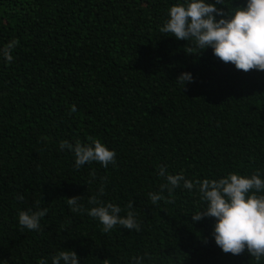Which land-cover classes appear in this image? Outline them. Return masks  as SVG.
Wrapping results in <instances>:
<instances>
[{
	"label": "trees",
	"instance_id": "obj_1",
	"mask_svg": "<svg viewBox=\"0 0 264 264\" xmlns=\"http://www.w3.org/2000/svg\"><path fill=\"white\" fill-rule=\"evenodd\" d=\"M175 3L0 0V47L19 41L11 63L0 59V264H51L64 250L80 264H257L216 246L214 218L193 223L205 206L195 190L162 187L161 167L192 181L264 174V72L163 33ZM245 3L225 0L224 11ZM185 72L194 80L183 87ZM93 139L114 165L77 169L59 147ZM73 197L132 211L141 229L106 233L71 210ZM45 208L39 230L19 224L20 211Z\"/></svg>",
	"mask_w": 264,
	"mask_h": 264
},
{
	"label": "clouds",
	"instance_id": "obj_2",
	"mask_svg": "<svg viewBox=\"0 0 264 264\" xmlns=\"http://www.w3.org/2000/svg\"><path fill=\"white\" fill-rule=\"evenodd\" d=\"M224 7L225 0H177L168 9L161 31L179 41L191 42V47L203 51L211 48L214 56L233 64L237 70L264 72V0H246L244 6L232 7L231 11H224ZM18 44L19 41L13 39L0 47V59L11 63L14 59L12 52ZM193 80V74L185 72L177 82L184 87ZM71 111H76L74 105ZM59 147L74 154L77 169L93 162L104 168L116 163V152L99 139L89 143L78 141L74 145L62 140ZM159 174L166 178L167 184L162 187H167L169 194L182 183L184 189L195 190L200 195L205 206L192 215V221L215 219L212 236L223 253L239 256L247 251L260 264L264 258V174L259 171L251 175L228 173L219 179L196 181L183 174H168L163 167ZM150 197L153 204L161 199L155 193ZM89 203L95 206L83 209L80 197L67 199L73 212L86 211L102 224L106 233L117 225L140 231L141 224L132 211L124 217L120 215L122 209L119 205L105 204L95 197ZM132 207L133 204L129 203L128 208ZM47 211L46 208L20 211L19 224L30 231L39 230ZM39 264H47V261L41 260ZM51 264H80V258L75 251L64 250L52 257ZM133 264H143V257L134 258Z\"/></svg>",
	"mask_w": 264,
	"mask_h": 264
}]
</instances>
